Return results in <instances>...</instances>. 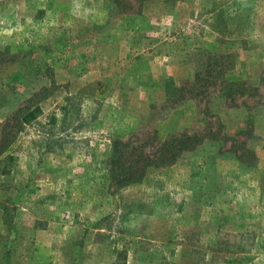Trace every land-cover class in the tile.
Instances as JSON below:
<instances>
[{"label": "rangeland", "instance_id": "obj_1", "mask_svg": "<svg viewBox=\"0 0 264 264\" xmlns=\"http://www.w3.org/2000/svg\"><path fill=\"white\" fill-rule=\"evenodd\" d=\"M134 6L0 0V143L41 109L0 156V264H264V0ZM182 135L200 144L111 189L113 140Z\"/></svg>", "mask_w": 264, "mask_h": 264}, {"label": "trees", "instance_id": "obj_2", "mask_svg": "<svg viewBox=\"0 0 264 264\" xmlns=\"http://www.w3.org/2000/svg\"><path fill=\"white\" fill-rule=\"evenodd\" d=\"M113 0L115 4L114 9H120L122 14H127L135 4L139 5L141 11L143 5L152 0ZM2 55V54H1ZM210 67L206 66L205 72L210 73ZM204 73L196 74L195 80H199ZM216 81V80H214ZM189 84V82H186ZM215 83L210 82L208 86L214 87ZM222 85V84H221ZM225 95L228 99L233 101L235 95L252 96L251 90L245 88L244 83L236 81L226 84ZM184 88V87H183ZM183 88H177L178 92L183 91ZM249 91V92H247ZM49 90L41 92V95ZM176 92V90H175ZM199 96V93L197 94ZM46 97V96H45ZM43 97V98H45ZM33 104V99L29 103L20 108L6 123L4 134L0 143V156L9 148L17 139L19 134L23 131L24 125L36 118L37 111L41 109ZM131 140H113L112 152L107 162V168L110 179L111 189H122L133 184L142 182L148 171L152 169L167 168L176 164L185 153L194 150L200 144V138L197 135H182L181 137H173L154 150H146L151 144L150 142H143L137 146H133ZM239 159L248 166L256 164V155L252 150H249L245 143L242 144L241 153L237 151Z\"/></svg>", "mask_w": 264, "mask_h": 264}]
</instances>
